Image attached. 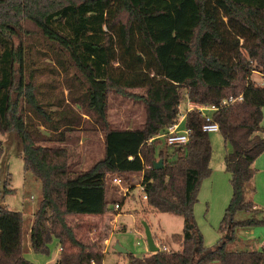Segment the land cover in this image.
Returning a JSON list of instances; mask_svg holds the SVG:
<instances>
[{
	"label": "trees",
	"instance_id": "16d2710c",
	"mask_svg": "<svg viewBox=\"0 0 264 264\" xmlns=\"http://www.w3.org/2000/svg\"><path fill=\"white\" fill-rule=\"evenodd\" d=\"M22 20L31 22L81 77L68 86L69 101L41 100L34 80L27 78L25 48L15 43ZM254 73L264 79V0H0V134L16 133L23 169L41 187L27 230L31 249L48 252L46 245L56 238L61 251L55 264H102L100 244L78 236L91 227L75 228L71 219L109 209L116 199H107L108 175L127 179L142 173L147 204L181 216L183 230L171 235L179 249L159 248L143 257L129 253L127 264H264V247L226 248L235 228L264 224L261 211L246 199V185L257 172L254 162L264 152V85ZM111 92L143 104L141 128L110 126ZM229 96L242 99L212 112L211 122L230 147L223 161L232 195L220 225L230 234L209 248L193 216L200 181L211 173L205 118L195 109L187 113L189 140L173 146L171 155L156 156L163 141L154 137L176 122L184 99L219 105ZM73 106L104 139L103 157L74 172L65 148L42 145L65 143V133L80 126L82 114L77 116ZM157 157L161 169L153 167ZM239 211L252 213L235 219ZM24 234L23 214L0 206V264H33L24 257Z\"/></svg>",
	"mask_w": 264,
	"mask_h": 264
},
{
	"label": "rangeland",
	"instance_id": "374dc122",
	"mask_svg": "<svg viewBox=\"0 0 264 264\" xmlns=\"http://www.w3.org/2000/svg\"><path fill=\"white\" fill-rule=\"evenodd\" d=\"M15 43L16 45L20 43L25 48V74L27 78L34 80L41 100L69 101L67 88L71 82L72 85L81 82V77L75 74L65 57L51 50L50 43L27 20L21 21ZM58 60L63 65H60ZM130 92L143 93L144 90L132 89ZM186 107L187 100L184 99L181 109L185 111ZM73 110L77 116L83 113L78 106H73ZM262 113L261 125L264 127V108ZM108 120L110 126L115 129L141 128L145 121L143 104L136 102L133 98L111 92L108 97ZM184 126L185 123L182 121L179 130L181 131ZM41 130L46 132L43 127ZM99 133L101 132L95 130L87 117L82 114L80 126L65 133L67 137L65 143L45 142L42 145L65 148L69 156L67 160L69 169L72 172L86 170L103 156V144ZM208 137L212 152L209 163L211 173L200 181L197 201L193 206V216L195 225L203 236L204 245L211 248L222 237H229L230 233L222 232L220 225L231 200L232 188L230 173L226 170L223 161L230 147L225 145L220 132H208ZM0 143L2 145L0 206L21 212L24 216V257L33 264H55L61 248L58 240L56 238L50 240L46 245L48 252H36L31 249L27 234L34 210L41 198L40 182L29 172L24 171L21 144L14 131L0 134ZM160 151L171 155L173 148L166 147L162 142L156 147V156ZM171 158L175 159V156ZM157 160H159L158 157ZM253 167L257 172L253 180L246 185V199L253 201L261 211L260 217L264 218V152L255 160ZM114 176L108 175L106 183L107 199H116L110 202L109 209L101 216L81 220L71 219L75 228L80 224L91 227V230H80L78 236L80 235L86 242L97 241L100 244L102 251L105 252L102 264H127L129 253L136 257H143L150 253L145 239L143 221L148 224L154 242L159 248L179 249L180 244L172 241L171 235L182 233L183 218L171 213L158 212L142 199V192L138 187L142 173H132L127 179H123L125 185L130 187V194L127 196H124L121 188L112 183ZM5 187L11 191H5ZM251 188H254V192ZM115 203H120V208L117 210L113 208ZM251 213L239 211L234 218L244 219ZM234 236V241L227 243L228 250L262 249L264 224L235 228ZM116 246L125 249L126 253L118 252Z\"/></svg>",
	"mask_w": 264,
	"mask_h": 264
},
{
	"label": "built area",
	"instance_id": "2783aa9c",
	"mask_svg": "<svg viewBox=\"0 0 264 264\" xmlns=\"http://www.w3.org/2000/svg\"><path fill=\"white\" fill-rule=\"evenodd\" d=\"M257 82L261 85H264V79L262 78L261 80ZM241 99H242L241 96L239 97L229 96L228 98L221 100L219 105L200 104V103H195V102H191L187 100V107L185 111L181 109V103H180L178 106L179 112H178V117H177L176 122L171 124L169 127H167L164 133L159 134L155 136L154 138H159L163 141L164 144H166L167 146H172V147L186 144L189 140L190 130L186 126H184V128L180 131L179 126L182 121H185L187 113L193 109L197 110L205 118V123L202 126V130L204 132H207V133L208 132H218L219 131L218 125L216 123L211 122L212 112H214L221 106H226L230 104L231 102L240 101ZM142 176H141V181H142ZM112 183L122 189V191L124 192V196H127L130 194V187L125 185V182L121 177L114 176L112 178ZM138 187L140 188L142 192V196H141L142 199L147 200V196L144 192V188L141 182H139ZM113 208L116 210L119 209L120 203H115L113 205ZM163 250H166V248L164 247ZM60 251H61V248H60ZM166 251H169V250H166Z\"/></svg>",
	"mask_w": 264,
	"mask_h": 264
},
{
	"label": "water",
	"instance_id": "95a60500",
	"mask_svg": "<svg viewBox=\"0 0 264 264\" xmlns=\"http://www.w3.org/2000/svg\"><path fill=\"white\" fill-rule=\"evenodd\" d=\"M153 167L155 169H161L163 167V160L159 159V160L155 161L153 163ZM142 225L144 227L145 239H146V242H147V246H148L149 252L150 253L157 252L159 250V247L154 242V238L152 236V233L150 231V228H149L148 224L145 221H143ZM116 250L118 252H121V253H126V250L121 248V247H119V246H116Z\"/></svg>",
	"mask_w": 264,
	"mask_h": 264
},
{
	"label": "crops",
	"instance_id": "0c3cea01",
	"mask_svg": "<svg viewBox=\"0 0 264 264\" xmlns=\"http://www.w3.org/2000/svg\"><path fill=\"white\" fill-rule=\"evenodd\" d=\"M252 77H253V79L256 80V81L261 80L260 75L257 74V73H254ZM99 135H101L100 139H101V142H102V144H103V140H104V139H103V135H102L101 133H99ZM102 157H103V156H102ZM102 157H101V158H102ZM262 247H264V242H263V246H262ZM147 255H148V254H147Z\"/></svg>",
	"mask_w": 264,
	"mask_h": 264
}]
</instances>
